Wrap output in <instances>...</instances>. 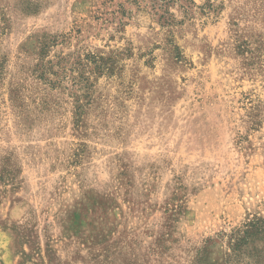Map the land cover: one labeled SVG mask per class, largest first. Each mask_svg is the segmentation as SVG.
<instances>
[{"label":"rangeland","instance_id":"1","mask_svg":"<svg viewBox=\"0 0 264 264\" xmlns=\"http://www.w3.org/2000/svg\"><path fill=\"white\" fill-rule=\"evenodd\" d=\"M191 2L0 0V264H219L264 217V0Z\"/></svg>","mask_w":264,"mask_h":264},{"label":"trees","instance_id":"2","mask_svg":"<svg viewBox=\"0 0 264 264\" xmlns=\"http://www.w3.org/2000/svg\"><path fill=\"white\" fill-rule=\"evenodd\" d=\"M179 1H185L189 5L193 4L191 0H162L163 3L158 9H163L160 19L162 27H171L172 19L170 14L165 15L166 8ZM204 9L213 12L211 3L205 5ZM183 13L188 15V9L180 6ZM188 7V6H186ZM222 240V242H221ZM220 242L224 246L222 262L219 264H245L243 261H253L255 264H264V250L259 245H264V217L254 216L247 219L243 224L233 228L228 233H222Z\"/></svg>","mask_w":264,"mask_h":264}]
</instances>
